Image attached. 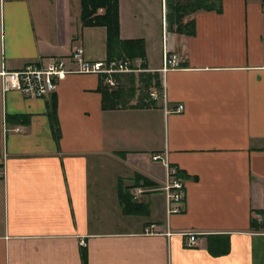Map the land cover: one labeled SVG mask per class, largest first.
Instances as JSON below:
<instances>
[{
  "label": "crops",
  "instance_id": "1",
  "mask_svg": "<svg viewBox=\"0 0 264 264\" xmlns=\"http://www.w3.org/2000/svg\"><path fill=\"white\" fill-rule=\"evenodd\" d=\"M81 3L0 0V264H83L82 247L88 264H264V0H118L117 51L148 69L116 76L135 78L126 107H103L101 89H119L95 74H68L45 98L4 91L2 71L77 45L108 60L107 28L84 26ZM171 53L182 67L164 76ZM143 73L166 99L142 91ZM155 154L185 179L182 213L167 216Z\"/></svg>",
  "mask_w": 264,
  "mask_h": 264
},
{
  "label": "built area",
  "instance_id": "2",
  "mask_svg": "<svg viewBox=\"0 0 264 264\" xmlns=\"http://www.w3.org/2000/svg\"><path fill=\"white\" fill-rule=\"evenodd\" d=\"M76 65L75 69L68 67V62ZM139 62V61H138ZM141 62V61H140ZM183 59L177 53L166 54L164 63L159 72L166 75L169 71L177 70L182 67ZM148 69H142L134 61L129 59L124 60H104L90 61L85 57V51L81 46H75L72 54L68 57H51L46 61L38 64H30L25 68L17 71H2L3 90L14 89L20 91L25 97L31 99L45 98L56 92L59 83L65 79L68 74H95L103 77L104 84L109 88H118L119 80L117 75L120 74H135L147 72ZM167 98L165 88L162 91H151L150 97L152 100H158L160 97ZM184 110V105H179L174 109L175 112ZM154 161H162L166 169V181L162 190L166 196L167 216L179 214L184 211L183 205L186 201L185 179L180 176L179 170L171 166L168 158L164 159L160 154L152 156ZM0 175H3V169L0 168ZM144 189L137 190L136 195L144 193ZM258 222L264 227V214L259 213L256 216ZM155 225L146 228V232H153ZM198 242L196 233H190L186 242L187 247H194Z\"/></svg>",
  "mask_w": 264,
  "mask_h": 264
},
{
  "label": "trees",
  "instance_id": "3",
  "mask_svg": "<svg viewBox=\"0 0 264 264\" xmlns=\"http://www.w3.org/2000/svg\"><path fill=\"white\" fill-rule=\"evenodd\" d=\"M196 5L192 8V10L206 8V9H221L218 7L220 5L221 0H196ZM82 22L84 26H105L107 28V47H108V60H116L117 59H129L133 60L135 54L128 51V54L125 55V51L119 53L117 50L119 47H124L125 42L119 37V10H118V0H82ZM104 9L103 14H99V10ZM191 10V9H190ZM191 10V11H192ZM141 49V46H140ZM132 51V50H131ZM139 55L143 58L142 50L139 51ZM117 55V56H116ZM144 60V58H143ZM145 65H143V68ZM119 80V86L117 91L111 92L108 89L102 88V97H103V107L105 109L108 108H117V106L126 107L129 104L130 99L134 98L136 95L135 88V78L134 75H129L126 80V85L124 86V81L121 82L119 76L117 78ZM140 82L143 83L142 91L145 92L148 97L151 99L149 92L150 87H154L156 90L160 88L159 77L155 74H141L139 77ZM133 84V87L132 85ZM131 85V86H130ZM154 102V100H153ZM118 106V107H119ZM56 106H54L55 109ZM53 118L55 117L54 111L52 112ZM54 120V119H53ZM57 135H59L60 130L58 127L55 129ZM149 181H146L145 184H148ZM120 199L122 204L125 207V212H130L129 207L135 205L133 197L120 193ZM81 259L83 264H88V251L86 247L81 248Z\"/></svg>",
  "mask_w": 264,
  "mask_h": 264
}]
</instances>
